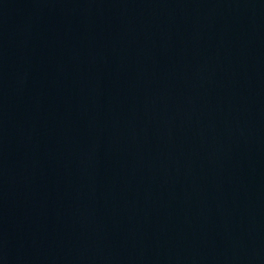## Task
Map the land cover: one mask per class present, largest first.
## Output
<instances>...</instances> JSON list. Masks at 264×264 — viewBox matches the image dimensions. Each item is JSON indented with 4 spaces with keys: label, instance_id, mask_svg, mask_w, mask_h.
<instances>
[{
    "label": "water",
    "instance_id": "1",
    "mask_svg": "<svg viewBox=\"0 0 264 264\" xmlns=\"http://www.w3.org/2000/svg\"><path fill=\"white\" fill-rule=\"evenodd\" d=\"M0 264H264V0H0Z\"/></svg>",
    "mask_w": 264,
    "mask_h": 264
}]
</instances>
